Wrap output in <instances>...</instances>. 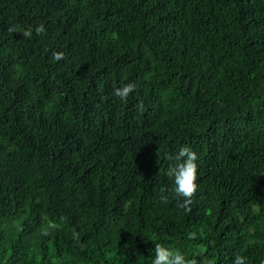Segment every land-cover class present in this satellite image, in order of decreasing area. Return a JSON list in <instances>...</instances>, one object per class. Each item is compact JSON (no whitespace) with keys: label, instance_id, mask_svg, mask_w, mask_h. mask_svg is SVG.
Wrapping results in <instances>:
<instances>
[{"label":"trees","instance_id":"obj_1","mask_svg":"<svg viewBox=\"0 0 264 264\" xmlns=\"http://www.w3.org/2000/svg\"><path fill=\"white\" fill-rule=\"evenodd\" d=\"M155 242L264 264V0H0V264H152Z\"/></svg>","mask_w":264,"mask_h":264},{"label":"clouds","instance_id":"obj_2","mask_svg":"<svg viewBox=\"0 0 264 264\" xmlns=\"http://www.w3.org/2000/svg\"><path fill=\"white\" fill-rule=\"evenodd\" d=\"M9 31H15V28H10ZM36 31L37 33L43 32L44 26H38ZM31 35V29L23 32V36L25 37H31ZM62 56V53L55 54L57 60H60ZM134 90V84H126L115 89V95L122 99H126ZM168 159L170 163L165 174L173 182V186L170 190L177 198V206L190 211L193 197L199 186L198 175L200 165L198 153L193 150L191 146L182 145L179 151L169 156ZM162 191H168V189H163ZM161 200L162 202H166L167 196H162ZM196 235L195 232L189 233V239H195ZM153 241H156L154 236ZM154 245L152 264H201L199 258L190 256L166 242H155ZM206 264H211V262L208 261ZM233 264H248V258L245 255H237Z\"/></svg>","mask_w":264,"mask_h":264}]
</instances>
